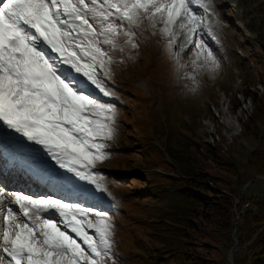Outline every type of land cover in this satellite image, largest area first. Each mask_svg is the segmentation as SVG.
Here are the masks:
<instances>
[{
    "label": "rangeland",
    "instance_id": "rangeland-1",
    "mask_svg": "<svg viewBox=\"0 0 264 264\" xmlns=\"http://www.w3.org/2000/svg\"><path fill=\"white\" fill-rule=\"evenodd\" d=\"M43 9L50 23L29 36L38 40L42 31L53 37L64 51L56 59L81 75L86 88L71 78L45 82L46 111L59 105L65 119L46 126L53 139L49 151H55L49 159L74 168L82 194L110 209L69 204L64 223L76 234L63 227L71 234L68 244L44 229L41 219L28 234V249L18 254L21 264H178V254L163 247L162 231L153 225L162 207L171 206L168 200L163 206L159 193L163 176H178L166 169L176 152L182 167L197 165L230 181L235 204L244 195L248 202L264 198V175L249 166L264 147V122L255 124L257 105L264 102V0H48ZM43 58L55 72L50 57ZM208 146L220 161L234 160L239 177L222 173L212 155L201 161ZM154 173L160 176L146 181ZM14 196L6 192L4 200L14 224H23L10 205ZM131 227L140 236L127 234ZM10 230L3 231L5 248ZM192 235L202 247L180 263L221 264L225 241L216 239L207 252L206 238Z\"/></svg>",
    "mask_w": 264,
    "mask_h": 264
},
{
    "label": "trees",
    "instance_id": "trees-1",
    "mask_svg": "<svg viewBox=\"0 0 264 264\" xmlns=\"http://www.w3.org/2000/svg\"><path fill=\"white\" fill-rule=\"evenodd\" d=\"M152 32L156 34L152 30L148 33L153 35ZM253 98L257 99L256 96ZM256 112L255 124L258 121L264 122V102L257 105ZM207 149L208 154H201V161H207L212 155L213 162L218 165L222 173L232 178L239 177L240 172L234 160L220 161L212 147L208 146ZM177 155H179L178 152H176L175 160L172 161L174 162L173 166L163 158L168 165L166 166L167 171L178 174V176L168 178L169 173H167L166 176H163L165 180L160 184L163 186V191L159 193L163 206L165 200L171 203L169 208L162 207V216L153 224L162 231L163 247L168 245L169 248H173L174 252L171 254L177 253L176 262L182 264L180 260L183 259L184 254L192 255L197 246L202 247L192 235L198 233L207 240L205 243L207 252H209V246L214 247L215 241H218L216 239L225 241L222 244L225 254L222 256L221 264H229L226 251L234 246L236 238L239 249L233 253L234 264H264V198L250 199L249 205L243 209V204L247 201L244 195L235 209L233 195L235 190L230 181L220 176L211 175L202 167L198 168L197 165H192L190 168L182 167L177 163L180 158ZM249 166L255 174L264 175V147L259 151L254 161L249 163ZM157 176L160 174H147L146 181L150 182L152 177ZM142 178L138 179L142 180ZM174 183L176 186L173 185ZM170 194L175 196V199L170 197ZM173 201H176L175 205L172 203ZM237 211L240 216L239 222L236 219ZM146 223L151 225L150 222ZM141 232L137 227L126 229L127 234L133 233L137 236H140ZM178 234H182L181 238L173 242ZM166 240L169 242H165ZM162 251L164 252V248ZM196 263L197 261L191 264Z\"/></svg>",
    "mask_w": 264,
    "mask_h": 264
},
{
    "label": "bare ground",
    "instance_id": "bare-ground-1",
    "mask_svg": "<svg viewBox=\"0 0 264 264\" xmlns=\"http://www.w3.org/2000/svg\"><path fill=\"white\" fill-rule=\"evenodd\" d=\"M35 1L36 0H27L28 6L31 7L32 5H34ZM63 1L65 3H71L72 4V0H63ZM29 3H31V4L29 5ZM41 5H42V1L37 0L36 6L34 8H30L29 12L23 13L24 15L31 14L32 17H29L30 20H32V18H35L34 20L37 21V24H36L37 28L45 26V24H47L46 23L47 20L44 19L45 11L42 10ZM40 15H41L42 18L40 17ZM64 16H66V14ZM64 16H61V17L64 18ZM54 18H58V16L55 15ZM67 27H68V25H66V28ZM12 37L15 39L16 42H20V41L30 42L31 41V39L28 37L27 33L25 32V30L23 28H21L19 30H14L12 32ZM46 41H48V42H50L52 44H55L53 39L52 40L51 39H46ZM32 44H34L33 41H32ZM50 48L53 49L52 46ZM50 48H46V50H48ZM28 51H29V46H26V45L20 43L18 48H17V50H16V52L13 53L12 62L8 63L9 68H10V66L14 67L16 65V62H19L20 58H24L25 54ZM54 51H55V53H57L59 55H63L62 50L54 49ZM31 58H32V62H30V63L33 64V70H38L39 72H41L44 75L48 76L50 79L56 80V78H52V75L54 73L50 72V68L48 67L46 62L36 60L32 56L31 53H29V55L25 56V59L28 60V61H30ZM1 59H2V56H0V60ZM31 73L35 76L34 71L31 72ZM9 77H11V76H9ZM26 77H28L27 73H23L21 75V79L22 80L26 79ZM71 78L73 79V81L75 79H77V80L79 79L74 74H73V77L71 76ZM83 84L84 83H82L80 86L85 88V86H84L85 84L84 85ZM56 85L59 86L62 90H64V88H63L64 84L62 82H60V80H59V82L57 81ZM26 87L28 89H30L29 85H27V84H26ZM0 89H2L3 92H4V93H2V96L4 95V96L7 97V93H6V91H4L2 86H0ZM39 89H40V87L37 88V91ZM28 100L30 102L28 110L25 111L23 114L15 115V114H12L13 113L12 112L13 105L9 104V102L7 100L6 101H2V97L0 98V107H2V110L6 111V112H8L10 114V117L8 118L9 125L6 126L2 131H0V137H2V138H0V140L5 141V144H6V142H9V138L12 137V139H10V142L14 143L15 151L19 152V156L22 157L23 163H25L27 165H29L30 162L32 161V157L31 156H27L25 154L27 149H30V150L34 149V146H39L40 142L43 143L44 146L50 148L51 142L53 140L51 135L49 134L48 127L43 126L42 130H44V132H38V130H36V127H33V129H32V125L35 126V124L38 122V119L40 120V116L35 115L34 113H36L37 110L42 106V98L40 96L36 95V94H32V96L28 97ZM56 107H57V110L62 109L59 105H56ZM58 116H59V118H61L60 111H58ZM29 123L32 124L30 128H29ZM77 132H79V130ZM77 134H79V133H77ZM33 141H35V142L33 144H31ZM54 141H57V140H54ZM22 146L24 147V149L21 148ZM9 147H11V146H9ZM44 151L45 150H42L41 152H44ZM22 152H25V153H22ZM77 157H79V156L77 155ZM0 163H4V162L0 161ZM28 168L30 169L31 167H28ZM34 168H36V167H34ZM41 168L42 169L47 168V170L51 169L50 171H52V172L57 171L54 166H53V168L48 167V166H41ZM84 168H85V166H84ZM74 171H75L74 168L68 167V168H66L65 172H63V171H59L58 172V173H62L63 172L64 174H68L67 178L62 179L61 181H58L57 185H62L64 187H70V189L66 192L70 196L74 192H75L74 195H76V194L80 193V191H84V187H78L76 185V183L74 182L73 178L69 177V176L74 175ZM37 172H38V170H37ZM31 179H33V177ZM36 180H38L40 183L44 181V184L48 185V186L53 185V183L51 181H49L43 175H41L40 178L36 177ZM8 181L9 180H6L5 182H3V185H4V187L6 189L10 188V183H8ZM76 191H78V192H76ZM8 194L10 195V193H8ZM50 194H54L56 196H60V195H57L58 194L57 192H50L49 195ZM92 197H94V196H92ZM92 197H91V199H93ZM29 199H31V198H29ZM51 199H53L55 201L59 200L55 196L50 197V198L49 197L43 198L44 201H46V202L49 201V202L45 206H42L41 203L43 201H41V199H38V200L32 199L33 201H36L38 203L37 204L38 206L42 207V208H40L41 211L47 212V214H44L41 211L36 210L33 213L32 216H36L37 217L36 219H45V226L43 228L46 229L47 231H49L51 233V235H53L56 239H62L66 244H68V242H70L69 241L70 240L69 236L71 234L68 231L64 230L63 227L66 226L67 228H69V230H71V232H73V234H76V229L72 225L67 226L66 223H64L63 221L56 223L50 217H48V215H49L48 211H49L50 208H56V210L58 211V214H61L63 212L62 209H61V211H59L60 209L57 208L58 203L57 202H54V203L51 202L50 201ZM0 201H1V199H0ZM10 204H13L14 206H16V204H18L20 206L19 201H18L17 198L15 199V196L12 199V202H10ZM110 205H112V203ZM108 209H110V208L107 207L106 210H108ZM66 210H67V206H66ZM58 214H56L57 215V217H56L57 219L55 218V220L62 219V217H59ZM44 216L47 217V218H44ZM93 225H95V224H93ZM32 230L33 229L31 228L30 229L31 233H33ZM39 230L40 229L38 228L37 231H39ZM12 232H13V239L15 240L16 253L18 254L22 247L27 246L28 243L26 241H29V240H26V238L28 236H27V234L25 235L19 229H16V230H14ZM4 238L5 237L3 236V239ZM77 244H78L77 241H75V240L71 241V245L72 246H76ZM14 258H15L14 260L16 261V260H18L19 256L14 257ZM19 264H21V262H19Z\"/></svg>",
    "mask_w": 264,
    "mask_h": 264
},
{
    "label": "water",
    "instance_id": "water-1",
    "mask_svg": "<svg viewBox=\"0 0 264 264\" xmlns=\"http://www.w3.org/2000/svg\"><path fill=\"white\" fill-rule=\"evenodd\" d=\"M248 186V185H246ZM243 198V197H242ZM242 200V199H241ZM238 203V202H237ZM238 204H235V207L237 206ZM238 249V242L235 238V244L234 246L231 248V250L229 251L228 253V260L230 261V263L232 264V256H233V253Z\"/></svg>",
    "mask_w": 264,
    "mask_h": 264
},
{
    "label": "built area",
    "instance_id": "built-area-1",
    "mask_svg": "<svg viewBox=\"0 0 264 264\" xmlns=\"http://www.w3.org/2000/svg\"><path fill=\"white\" fill-rule=\"evenodd\" d=\"M249 205L248 201H246L244 204H243V207H247Z\"/></svg>",
    "mask_w": 264,
    "mask_h": 264
}]
</instances>
